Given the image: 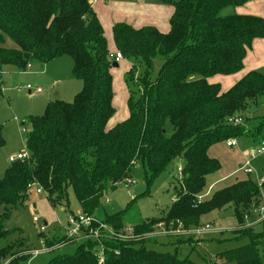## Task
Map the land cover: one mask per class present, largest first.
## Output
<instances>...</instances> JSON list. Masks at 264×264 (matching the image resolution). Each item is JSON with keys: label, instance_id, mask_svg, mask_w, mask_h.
Wrapping results in <instances>:
<instances>
[{"label": "trees", "instance_id": "1", "mask_svg": "<svg viewBox=\"0 0 264 264\" xmlns=\"http://www.w3.org/2000/svg\"><path fill=\"white\" fill-rule=\"evenodd\" d=\"M156 1L172 8L167 32L150 25L137 29L125 22L111 28L116 52L138 60L143 71L137 84L139 96L127 99L128 117L107 129L115 113L113 62L90 0H0V77L5 66L24 72L28 65L40 67L68 57L72 75L81 84L70 102L55 99L42 115L28 118L24 142L28 157L11 163L0 179V237L20 234L17 229L3 230V222L36 187L50 203L66 200L71 190L81 213L114 233L123 232L120 215L102 216L103 193L127 181L136 163L142 164L151 181L171 161L182 159L174 201L163 215L132 226L135 240L109 236L100 244L87 240L77 244L74 254L54 257L47 264H97L100 246L103 264H196L176 253L149 249L146 243H155L158 225L176 230L173 235H179L170 236L174 241L186 243L180 235L193 240L190 231L203 226L204 216L228 206L236 231L249 242L218 258L226 264H264V236L254 234L243 220L261 201L256 182L237 181L201 200L206 176L221 169L219 161L208 155L212 146L238 138L250 140L253 146L264 141V111H260L264 75L250 71L225 92L207 81L243 69L253 41L264 39V18L234 12L252 0ZM157 55L163 62L151 80ZM127 74L129 81L133 66ZM232 117L241 118L242 124H228ZM55 240L44 238L45 247L63 239ZM10 247L0 249V260Z\"/></svg>", "mask_w": 264, "mask_h": 264}, {"label": "rangeland", "instance_id": "2", "mask_svg": "<svg viewBox=\"0 0 264 264\" xmlns=\"http://www.w3.org/2000/svg\"><path fill=\"white\" fill-rule=\"evenodd\" d=\"M142 1H144L143 4L149 6V20L146 23L155 26L158 30V27H162V25L156 20L158 18L157 11L162 13V10H166L162 19L166 20L165 24H167L168 31L167 19H169L172 8L167 5H161L156 0H141L139 2ZM124 15L125 10L123 7L107 10L105 14H101V18L106 20H103L102 24L104 38L108 50L112 53H115L116 49L112 40L111 28L117 22H124ZM117 18L121 20L118 21ZM255 44L259 43L255 41ZM260 47L257 46L259 49L256 50L253 56L249 57L248 62L252 63L251 65L246 63L245 68H248V65L249 67L255 65L252 70L264 75V47ZM252 51L251 47V50L247 53H252ZM65 60L69 62L67 65ZM162 62L163 58L161 56L157 55L153 58L150 72L151 80L156 78ZM43 66H34L29 72H27L26 68L25 72H19L15 77L8 76V73L4 74V85L0 93V135L3 139V145L0 147V179L10 165L8 162L10 157H15L20 153L28 154L24 143L26 132L30 128L27 123L28 118L42 115L47 104L55 99L65 101L72 99L71 94L65 96L56 95L59 90H69L61 87L67 84L64 81L72 78L70 77L72 69L71 59L61 57V59H57V61H53L47 66L49 69L52 68V70L46 74L56 77L53 80L54 82H52L56 86L44 74L43 71H45L46 67ZM132 66L133 76L128 81L127 73ZM242 70L230 76L215 75L208 78L207 81L210 84H218L221 91L225 92L246 73L251 71L248 69ZM142 71L143 68L140 62L134 59L122 58L117 63V67H112V106L115 113L108 121L107 129L128 117L127 99L130 95L134 99L139 96L141 87H138L137 84L141 78ZM243 72L245 73L243 74ZM67 74L68 79L61 80ZM72 80H75L74 77ZM27 86L32 89H40V93H29L26 89ZM260 111H264V104ZM234 141L236 146L233 148H227L224 143L215 145L213 154L216 155L215 159L219 161L221 169L206 176L201 200H207L215 191L231 186L237 181L249 178L254 182H258L262 178L264 157L250 160L245 156V153L253 150L258 143L253 146L251 141L246 138H238L234 139ZM244 161H249V167L252 170L251 174L247 175L241 170ZM181 166L182 159L178 157L149 181L142 164L136 163L130 171L128 182L125 181L115 187H109L103 193L100 200L102 216L112 217L120 215L123 225L128 228L146 219L163 215L175 199L173 188L177 186ZM80 213V207L71 190H68L66 200L59 203H50L44 193L38 194L36 189L32 188L23 206L15 208L12 211L11 219L3 222V230L17 229L20 234L13 232V234L6 237H0V249L11 245L4 260H0V264H9L12 259L15 260L16 258H18V261L14 264H47L54 257L74 254L78 243L65 240L63 227L69 216ZM34 219L36 221H33ZM202 223L203 227L205 224L210 225L214 232L203 234L198 238L194 237L193 240L188 238L191 237L189 235H180V237H184L182 240L187 239L186 243H180L179 241H174L175 238L170 237L179 235L176 233L173 235L176 230H172L171 226L168 229L158 227L154 233L155 243H146V247L157 252L176 253L179 259L188 258L196 264H226L218 258L220 253L241 247L249 242L246 236H241L236 231V220L233 217L231 206L204 216ZM252 232L256 235L264 236V221L263 223L253 224ZM126 233L130 234L129 230ZM50 237H55L56 240L63 239L58 244L60 246L46 249L45 245L47 244L44 245L45 241L43 242V240L44 238L49 240ZM20 240H24L23 243H20Z\"/></svg>", "mask_w": 264, "mask_h": 264}, {"label": "built area", "instance_id": "3", "mask_svg": "<svg viewBox=\"0 0 264 264\" xmlns=\"http://www.w3.org/2000/svg\"><path fill=\"white\" fill-rule=\"evenodd\" d=\"M91 1L92 0H90V3ZM108 59L113 63H118L120 62V60H122V56L118 52L115 53L110 52L108 54ZM30 68L31 66L28 65L27 69ZM26 89L29 91L33 90L29 86H27ZM34 91L39 93L40 89H34ZM227 123L232 125H239L242 124V119L239 117L228 118ZM225 146L227 148H233L236 146V143L234 139H230L225 142ZM245 156L250 160H253L257 157H264V141L258 144L257 146H255L253 150L245 153ZM27 157L28 154L20 153L17 154L15 157H10L8 159V162L11 164L14 163L15 161L24 160ZM241 170L247 175L252 173V170L249 167V161L243 162L241 166ZM263 183H264L263 178H261L258 182H256L258 188L261 191L260 193L261 202L257 207L252 209L251 212H249V214L244 216L243 220L245 227L252 226L253 224L261 223L262 221H264V190L262 189ZM35 189L38 194L43 193L41 188L36 187ZM33 221L36 220L34 219ZM158 227H161V225H158ZM202 227L191 230L190 234L198 238L203 234L214 232V230H212L211 226L208 224H205L204 227L203 228ZM63 229L65 231V233H63L65 240L74 243H82L87 240H92L100 244L101 239L106 238L107 236L114 237L120 241L135 240L137 237L132 235L133 233L131 227L125 228L123 232L114 233L112 228L108 227L106 224L99 222L93 216H88L83 213L69 216ZM127 230H129L130 234L126 233ZM56 246L58 247L60 245H55L53 247ZM46 249H51V248H46ZM95 255L97 258V264H103V251L101 246L99 248V252L95 253Z\"/></svg>", "mask_w": 264, "mask_h": 264}, {"label": "crops", "instance_id": "4", "mask_svg": "<svg viewBox=\"0 0 264 264\" xmlns=\"http://www.w3.org/2000/svg\"><path fill=\"white\" fill-rule=\"evenodd\" d=\"M139 1H141V0H92L91 1V8L96 13V15H97V17H98V19H99V21L101 23L102 29H103V25H102L103 24V20L104 21H106V20L101 18V14H105L107 12V10L117 9L118 7H123V9L125 10V15H124L125 17L123 18V21L125 23L131 25L132 27L138 29V28H141L143 26H149L147 24L148 23L147 20H149V6L143 4L144 1H142V2H139ZM153 7H155V6H153ZM158 9L161 10L160 7H158ZM231 11H233V10H231ZM234 12L236 14H239V15L258 16V17L264 18V0H252V1H249L248 3H246L243 6V8L242 7H240L239 9L237 8V9L234 10ZM164 13H166V10H162V13H161V11H157L158 18H156V20H158V22L162 25V27H158L159 31L162 30L161 32H167V24H165L166 20L162 19ZM170 15H171V13H170ZM167 18H168V15H167ZM117 20L120 21L121 19L117 18ZM167 21H168V19H167ZM150 26H153V25H150ZM163 29H164V31H163ZM103 32H104V29H103ZM255 41L257 43H259V44H255ZM257 46L264 47V39L254 40V42L252 44L253 51H252V53H247L246 54L245 59H244L245 61H243L244 63H243V70L242 71H244L245 69L253 71L252 68H255V67H253L255 65H252L251 67H249V65H251L252 62H248V59H249V57H251V56H253L255 54L257 49H259V48H257ZM57 59H61V57L53 59L52 61L46 63L43 66V67H46L45 71H43L46 76H48L46 73H48V71L52 70V68L49 69L47 66L50 65V63H53V61H57ZM65 63L67 65L69 62L65 60ZM246 63L249 64L248 68H245ZM57 65H59V64H57ZM33 67L34 66H32L30 69H32ZM8 68H10V69H8ZM30 69H27V72H29ZM19 72H22V71H17L13 67L5 66L2 69L1 77H0V80L2 82V88H3V85H4L3 84L4 83L3 78L5 77V75H4L5 73H8L7 75L10 76V77H15V76L18 75ZM245 72H243V74ZM48 77H49V80H50L51 83L54 82L53 80L56 79V77L51 75V74ZM70 77H72V78L68 79V74H67L63 78H61V80L62 79H68V80L64 81L67 84L64 85L61 88L62 89H69L70 92H69V90H59L56 93V95L61 94V95L65 96V95L71 94L72 95V99H73L74 95L80 90V88H81L80 82L77 79H75V78H74L75 80H72L73 79L72 69H71ZM57 81H55V82H57ZM75 81H78L79 84H78V82H75ZM52 84H55V83H52ZM55 86H56V84H55ZM61 88H59V89H61ZM28 92L30 93V92H35V91L33 89V90H30V91L28 90ZM35 93L39 94L40 92L39 93L35 92ZM58 100H62V99H58ZM62 101H65V100H62ZM70 101H66V102H70ZM214 147L215 146H212L209 149V151H208V155L211 158H215V156H216V155L213 154ZM257 224H259V223H257ZM250 227H253V225L250 226Z\"/></svg>", "mask_w": 264, "mask_h": 264}, {"label": "water", "instance_id": "5", "mask_svg": "<svg viewBox=\"0 0 264 264\" xmlns=\"http://www.w3.org/2000/svg\"><path fill=\"white\" fill-rule=\"evenodd\" d=\"M112 67H114V68L117 67V63H113ZM43 225H45V224H43Z\"/></svg>", "mask_w": 264, "mask_h": 264}]
</instances>
